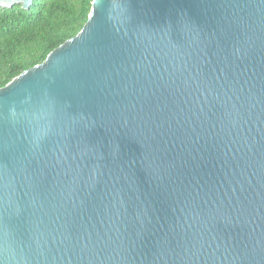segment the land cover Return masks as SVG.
<instances>
[{"label":"water","instance_id":"water-1","mask_svg":"<svg viewBox=\"0 0 264 264\" xmlns=\"http://www.w3.org/2000/svg\"><path fill=\"white\" fill-rule=\"evenodd\" d=\"M0 264H264V0H92L0 87Z\"/></svg>","mask_w":264,"mask_h":264},{"label":"trees","instance_id":"trees-1","mask_svg":"<svg viewBox=\"0 0 264 264\" xmlns=\"http://www.w3.org/2000/svg\"><path fill=\"white\" fill-rule=\"evenodd\" d=\"M92 0H33L0 7V87L24 69L43 61L82 27Z\"/></svg>","mask_w":264,"mask_h":264}]
</instances>
